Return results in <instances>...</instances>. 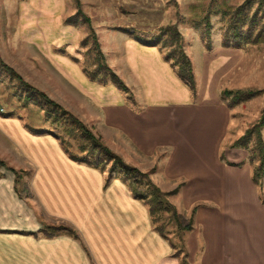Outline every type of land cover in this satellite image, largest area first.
Wrapping results in <instances>:
<instances>
[{
  "label": "crops",
  "instance_id": "0c3cea01",
  "mask_svg": "<svg viewBox=\"0 0 264 264\" xmlns=\"http://www.w3.org/2000/svg\"><path fill=\"white\" fill-rule=\"evenodd\" d=\"M34 1L19 9L25 34L15 39L30 50L33 70L36 57L58 78L57 98L42 88L52 93L45 94L161 191H177L167 196L177 209L199 205L185 237L188 264H264V177L254 180L247 148L223 143L231 120L225 79L242 50H206L193 37L186 47L192 90L160 45L119 33L102 52L126 92L88 76L72 48L78 41L73 27L67 49L35 39L36 17L55 15L64 0ZM34 5L47 11L40 14ZM6 117L0 116V158L15 156L18 167L32 168L30 190L39 206L76 236L44 235L42 227L54 223L39 218L17 194L10 170L16 167L2 166L0 264H180L178 244L156 228L147 203L133 195L128 181L71 159L55 135Z\"/></svg>",
  "mask_w": 264,
  "mask_h": 264
},
{
  "label": "rangeland",
  "instance_id": "374dc122",
  "mask_svg": "<svg viewBox=\"0 0 264 264\" xmlns=\"http://www.w3.org/2000/svg\"><path fill=\"white\" fill-rule=\"evenodd\" d=\"M29 1L0 0V116L19 119L26 126H41L50 132L43 134L60 133L70 143L73 151L90 155L91 145L88 142L81 140L75 132L66 134L61 121H54L45 114L43 99L36 90L44 92L42 88H46L48 92H55L54 96L57 98L60 91L59 80L34 56L39 64L34 61L33 64L38 71L33 70V65L27 60V53H30L28 52L30 50L23 43L24 41L16 40L18 35H22L23 32L25 34L24 25H20L19 9L26 6ZM62 2L64 3L62 9L60 8L55 15L36 17L40 21L35 24V34H32L36 36L39 33L35 39L49 40L55 44L54 50L59 47L62 50L69 48L72 43L68 29L69 26L73 27L77 31L75 35L78 36V41L76 47L72 48L75 49L76 60L87 72L97 66L96 51H101L104 57L102 46H106L108 41L119 39V33L154 41L160 45L165 55L172 49V46H169L171 32L169 30L162 32V29L169 25L175 26L179 31L180 43L185 53L188 41L195 36L202 41L206 50L219 46L240 48L242 54L229 69L225 79L227 85L225 89L230 90L232 94L224 96L231 109V120L223 143L234 145L235 141L251 130L245 148L249 151V160L253 165L258 164L257 142L260 140L264 146V92L250 98L234 94L237 90L264 91V0H64ZM34 6L40 14L47 11L37 5ZM84 15L89 20H86ZM110 31H114V36ZM94 39L98 47L93 44ZM255 39L260 41L254 42ZM6 67L16 73L10 72ZM43 68L47 74L42 73ZM15 74H19L28 85L22 84ZM96 78L104 80L103 71ZM48 82L54 89L50 88V84L46 85ZM106 82H109L108 79ZM85 125L89 127L87 123ZM26 128L30 130L28 126ZM81 146L85 148L84 151H81ZM3 161L5 166L16 167L20 176L19 179H14L16 192L35 210L39 218L54 225L64 221L58 217H48L39 206L30 190L32 168L28 165L18 167L17 164L20 162L15 156ZM109 165L110 163L106 165L105 170ZM171 194L176 195L177 191L174 190ZM147 205L150 212V206ZM198 206L195 204L179 209L173 206L172 210L166 209L151 215L153 224L163 229L167 237L172 240V245L175 247V243L178 244L180 264H188L185 237L189 230L184 229V226L188 223L192 225L194 210ZM156 218L158 221L155 223Z\"/></svg>",
  "mask_w": 264,
  "mask_h": 264
},
{
  "label": "trees",
  "instance_id": "16d2710c",
  "mask_svg": "<svg viewBox=\"0 0 264 264\" xmlns=\"http://www.w3.org/2000/svg\"><path fill=\"white\" fill-rule=\"evenodd\" d=\"M86 20H89L88 17L84 15ZM169 30L171 32V41L169 46H172L171 51L165 54V58L168 61H171V65L175 68L178 76L184 80L192 90L195 89V79L192 71V64L183 50V47L180 43V33L177 28L173 25H169L162 29V32ZM235 32V31H234ZM235 34V33H234ZM136 39L146 43V44H154L155 42L144 40L140 37H136ZM93 44L98 47V43L96 39L93 40ZM96 55L98 59L97 66L94 70L89 71L86 73L91 79H95L96 75L101 74L103 71L104 80H100V82L108 81L114 83L117 87L124 91H128V88L124 84V82L113 72V70L106 65L104 62L103 54L101 51H96ZM10 72L16 73L13 69L6 67ZM17 79L24 85H28L22 79L19 74H15ZM40 97L43 99V104L45 107V114L48 118H52L54 121H61L63 130L66 134H73L74 132L79 135L81 140H85L89 143L90 146V155L87 153L80 154L71 149L70 143L64 138L63 135L60 133L54 134L59 140L62 145L64 151L69 155V157L75 161L85 162L87 164L93 165L100 169H105L106 165L110 163L108 171L110 174L114 173L116 176L121 177L123 180L128 181L133 195L145 201L150 206V214L153 216L155 212L161 213L162 211L169 209L172 210V205L169 203L167 196L172 192H163L158 187H156L147 177L146 173L139 171L136 167L131 166L130 164L123 161V159L111 151L101 140L99 136H96L92 130L87 127L80 119H78L75 115L70 113L60 104H58L53 99L49 98L44 92L38 91ZM234 95L239 97L250 98L252 96L258 95L263 93V90H238L235 91ZM224 94H232L230 90H224ZM264 109V104H263ZM28 127L36 133H43L49 132L47 129L36 126ZM76 130V131H74ZM251 130H248L247 133L240 137L234 146H242L245 147L247 145V140L249 137ZM50 133V132H49ZM259 135V134H258ZM84 147L81 146V151H84ZM257 155H258V164L254 166L253 169V178L256 182H258L261 178L264 177V146L260 142H257ZM254 159L253 157L251 158ZM5 166L4 161L0 158V167ZM10 170L15 174L16 180L20 178L19 172L14 169L10 168ZM130 180V181H129ZM155 223L158 221L154 219ZM161 233L165 235V232L162 228L156 226ZM191 224L188 223L184 226V229L190 230ZM44 235H54L58 233H67L70 235L76 236L75 230H73L70 226L65 223H59L58 225H44L40 230ZM184 264V263H183Z\"/></svg>",
  "mask_w": 264,
  "mask_h": 264
}]
</instances>
